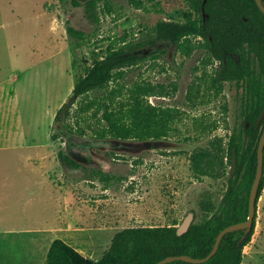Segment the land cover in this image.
<instances>
[{
    "label": "rangeland",
    "instance_id": "1",
    "mask_svg": "<svg viewBox=\"0 0 264 264\" xmlns=\"http://www.w3.org/2000/svg\"><path fill=\"white\" fill-rule=\"evenodd\" d=\"M111 3L112 13L95 25L70 0H0V264H47L58 239L99 261L118 232L143 226L136 210L123 214L148 193L158 194V226L180 225L193 211L198 222L222 201L231 166L216 150L225 147L227 134L242 130L241 91L230 82L212 87L217 63H206L209 54L197 38L181 47L160 41L136 49L139 64L112 85L147 86L154 91L150 104L175 109L179 117L168 137L105 141L107 146L75 160L78 169L61 157L69 153V133L55 117L94 52L146 41L159 21H184L190 10L189 0ZM68 26L86 37H71ZM76 107L67 120L85 136L71 135L94 141L86 122L95 109L78 120ZM98 170L112 180L96 177ZM243 253L242 264H264V190Z\"/></svg>",
    "mask_w": 264,
    "mask_h": 264
},
{
    "label": "trees",
    "instance_id": "2",
    "mask_svg": "<svg viewBox=\"0 0 264 264\" xmlns=\"http://www.w3.org/2000/svg\"><path fill=\"white\" fill-rule=\"evenodd\" d=\"M70 1L75 7H84L86 18L95 25L100 24L103 13H112L111 0ZM138 2L142 3V0ZM189 4L190 10L184 13V21L174 18L159 21L153 28L152 38L120 47L113 45L104 55L94 52L92 65L77 79L70 102L60 108L55 121L63 119V129L67 133L85 136L84 130H75L67 120L77 104L74 115L78 120L95 109L86 122L95 140L148 141L168 137L172 124L179 117L175 109L150 104L148 97L154 95V91L147 86L135 84L116 89L112 85L124 79L128 69L139 64L141 58L132 54L136 49L160 41L181 47L185 39H200L201 46L209 54L206 63H217L211 75L212 87L230 82L241 91L242 130L227 134L225 147L216 150L221 160H227L230 166L234 154L237 155V171L231 176L230 170L219 207L212 215L194 221L182 235L178 234L179 223L126 228L114 236L109 251L96 262L58 239L49 249L47 264H158L170 256L204 258L213 250L222 230L248 220L258 147L264 132V118L258 124L264 111V13L256 0H189ZM67 31L71 37H86L73 26H68ZM224 111H228L227 106ZM60 155L69 166L81 168L68 154ZM94 175L105 182L112 180L110 174L101 170L95 171ZM263 190L264 172L257 211ZM256 219L257 213L248 234L244 229L227 233L217 253L200 264H242L243 251L253 237ZM166 264L194 263L178 260Z\"/></svg>",
    "mask_w": 264,
    "mask_h": 264
},
{
    "label": "water",
    "instance_id": "3",
    "mask_svg": "<svg viewBox=\"0 0 264 264\" xmlns=\"http://www.w3.org/2000/svg\"><path fill=\"white\" fill-rule=\"evenodd\" d=\"M256 1H257L258 6L260 7L262 12L264 13L263 0H256ZM263 118H264V111L262 112V114L258 120V124H260L262 122ZM74 140L76 142L87 141V139H84V138H75ZM96 143L98 145H104L105 144L102 141H97ZM236 171H237V155L235 153L233 163L231 166V176H234ZM263 172H264V132H263V135L261 137L259 147H258V166H257L255 180L253 182L251 192H250L248 220L245 222H242V223L234 224V225L229 226V227L225 228L224 230H222L217 237V240L215 242V246H214L213 250L210 252V254L208 256H206L204 258H194V257L188 256V255L170 256V257H167V258L161 260L160 262H158V264H166V263H169L172 261H178V260H182V261H186V262H190V263H194V264L205 263V262L209 261L217 253V251L220 247L221 241L223 240L224 236L227 233L235 231V230H243L244 229V230H246V234H248L250 229L252 228V226L254 224V218H255L256 213H257V197H258V191H259V188L261 185V181L263 178ZM194 217H195L194 212H190L185 217L183 222L178 226V234L179 235H182L189 230L190 226L194 222Z\"/></svg>",
    "mask_w": 264,
    "mask_h": 264
},
{
    "label": "crops",
    "instance_id": "4",
    "mask_svg": "<svg viewBox=\"0 0 264 264\" xmlns=\"http://www.w3.org/2000/svg\"><path fill=\"white\" fill-rule=\"evenodd\" d=\"M105 141H108V140H105ZM105 141H102V142L104 143ZM104 146H107V143H105ZM155 196H158V194L148 193V196L143 197L142 199L143 201L141 203L137 202L135 206H131V207L127 205L125 208L126 210H125V213L123 214V217L124 216L128 217L129 215L132 216V211L136 210L137 211L136 214L139 217H142V219H145L143 226H158L154 224L156 221H158V217H156L153 214L154 209L157 208V206L154 204ZM169 225H172V224H169Z\"/></svg>",
    "mask_w": 264,
    "mask_h": 264
},
{
    "label": "flooded vegetation",
    "instance_id": "5",
    "mask_svg": "<svg viewBox=\"0 0 264 264\" xmlns=\"http://www.w3.org/2000/svg\"><path fill=\"white\" fill-rule=\"evenodd\" d=\"M65 134V133H63ZM65 138L67 139V145L69 147V153L68 155L73 159V160H77V158L79 156H91L92 150H96L97 148H100V146L102 145H98L95 141L98 140H94V141H84V142H76L74 139L75 137L71 134L66 135L65 134Z\"/></svg>",
    "mask_w": 264,
    "mask_h": 264
}]
</instances>
